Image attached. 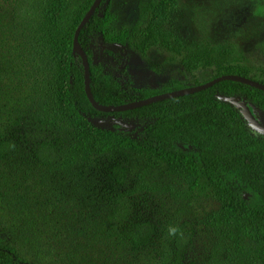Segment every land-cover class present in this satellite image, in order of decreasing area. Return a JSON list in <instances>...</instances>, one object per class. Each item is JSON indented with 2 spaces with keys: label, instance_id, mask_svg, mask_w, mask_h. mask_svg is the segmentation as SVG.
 <instances>
[{
  "label": "trees",
  "instance_id": "trees-1",
  "mask_svg": "<svg viewBox=\"0 0 264 264\" xmlns=\"http://www.w3.org/2000/svg\"><path fill=\"white\" fill-rule=\"evenodd\" d=\"M93 2L6 0L0 4L8 8L14 3L12 12H0V176L9 159L24 156L42 170L75 173L80 185L85 176L91 191L106 190L116 199L133 195L123 188L134 167L147 170L161 165L190 187L209 192L219 203L207 218L209 226L232 243L240 260L264 264V134L253 128L246 114L251 108L264 126V91L224 80L190 95L126 111L98 110L87 98L84 60L74 46L76 28ZM109 2L102 1L78 36L89 59L95 102L121 107L204 83L135 87L126 66L127 47L146 49L150 39L165 42V23L176 11L177 0L141 1L133 36L117 40L107 30ZM144 35L147 41L137 42V36ZM194 47L182 60L185 69L210 71L211 79L240 74L264 83V77L253 74L254 66L244 65L221 46ZM260 69L264 72V64ZM42 131L48 135L40 137ZM179 227L182 239L167 232L160 237L154 264H196L187 258L195 235L193 224ZM121 233L136 250L157 238L147 223L128 225ZM0 264L34 263L0 236Z\"/></svg>",
  "mask_w": 264,
  "mask_h": 264
},
{
  "label": "rangeland",
  "instance_id": "rangeland-1",
  "mask_svg": "<svg viewBox=\"0 0 264 264\" xmlns=\"http://www.w3.org/2000/svg\"><path fill=\"white\" fill-rule=\"evenodd\" d=\"M141 1L145 0H110L105 20L111 39L133 36ZM13 5H0V12H12ZM165 24V42L150 39L146 49L133 44L127 47L126 66L135 87L211 80L210 71L182 65L194 45H219L244 65L254 66L253 74L264 77L260 69L264 64V0H177V9ZM136 40L146 42L147 37ZM167 42L176 47L169 48ZM47 135L42 131L40 137ZM12 159L1 168L0 236L34 264H154L156 243L167 226L185 222H191L195 230L189 260L247 264L232 243L207 222L219 208L217 200L168 173L164 166L134 167L123 188L133 195L114 199L109 191H91L85 176L80 185L75 173L45 171L24 156ZM142 181L145 184L140 186ZM143 223L154 227L157 238L147 248L136 250L122 239L121 229Z\"/></svg>",
  "mask_w": 264,
  "mask_h": 264
},
{
  "label": "water",
  "instance_id": "water-1",
  "mask_svg": "<svg viewBox=\"0 0 264 264\" xmlns=\"http://www.w3.org/2000/svg\"><path fill=\"white\" fill-rule=\"evenodd\" d=\"M103 0H94L93 4L89 8V10L86 12L84 18L81 20L79 25L76 28L75 35H74V46L75 49L80 52V54L83 57L84 60V66H85V92L87 95V98L91 104H93L98 110L103 111V112H115V111H126L127 109H132V108H137V107H142L160 100L164 99H169V98H176V97H181L184 95H190L199 91H202L204 89H207L216 83L224 80H233V81H238L250 86H253L255 88H258L260 90L264 91V83L253 79L251 77H247L244 75L240 74H223L220 76H217L211 80H208L202 84H197L188 88H185L183 90H176V91H170V92H164L161 94L153 95L148 98H144L141 100H138L130 105H125L121 107H103L100 106L97 102H95L93 94L90 90L89 86V59L86 54V52L83 50L78 36L79 33L82 29V27L90 20L91 16L93 13L97 10V8L101 5ZM246 114L255 130H257L259 133L264 134V126L260 123L259 120L256 119V117L251 113L250 108L246 109Z\"/></svg>",
  "mask_w": 264,
  "mask_h": 264
},
{
  "label": "clouds",
  "instance_id": "clouds-1",
  "mask_svg": "<svg viewBox=\"0 0 264 264\" xmlns=\"http://www.w3.org/2000/svg\"><path fill=\"white\" fill-rule=\"evenodd\" d=\"M167 234L169 237H180L183 238V231L178 225L169 224L167 226Z\"/></svg>",
  "mask_w": 264,
  "mask_h": 264
}]
</instances>
